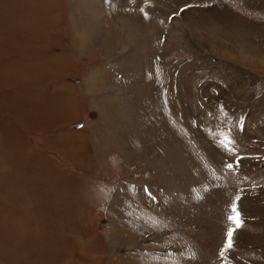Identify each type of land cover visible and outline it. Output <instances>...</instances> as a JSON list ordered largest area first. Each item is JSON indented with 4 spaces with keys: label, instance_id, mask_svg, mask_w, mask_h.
<instances>
[{
    "label": "rangeland",
    "instance_id": "374dc122",
    "mask_svg": "<svg viewBox=\"0 0 264 264\" xmlns=\"http://www.w3.org/2000/svg\"><path fill=\"white\" fill-rule=\"evenodd\" d=\"M0 264H264V0H0Z\"/></svg>",
    "mask_w": 264,
    "mask_h": 264
},
{
    "label": "snow or ice",
    "instance_id": "6c2138e0",
    "mask_svg": "<svg viewBox=\"0 0 264 264\" xmlns=\"http://www.w3.org/2000/svg\"><path fill=\"white\" fill-rule=\"evenodd\" d=\"M80 127H83V125H80ZM232 143V141L228 138L227 135H225L224 139L221 140V144L228 150V151H232V149L229 147V145ZM226 167L231 170L234 165L233 164H227ZM237 199H239L237 197ZM232 212L234 213V215H231L228 217L229 220L233 221V223L239 227L240 226V219H239V213L237 211V208L235 206V204L232 205ZM233 231L234 229H229L227 232V241H226V247L230 248L231 245V237L233 235ZM223 254V253H221Z\"/></svg>",
    "mask_w": 264,
    "mask_h": 264
},
{
    "label": "crops",
    "instance_id": "0c3cea01",
    "mask_svg": "<svg viewBox=\"0 0 264 264\" xmlns=\"http://www.w3.org/2000/svg\"><path fill=\"white\" fill-rule=\"evenodd\" d=\"M91 77H93V75H92ZM92 79H94V80H95V79H97V78H94V77H93ZM96 81H97V80H96ZM93 84L95 85V83H94V82H93ZM118 104H119V103H118ZM122 113H123V112H122ZM123 114H124V113H123ZM124 115H125V114H124ZM128 154H129V153H128ZM128 156H129V155H128Z\"/></svg>",
    "mask_w": 264,
    "mask_h": 264
}]
</instances>
